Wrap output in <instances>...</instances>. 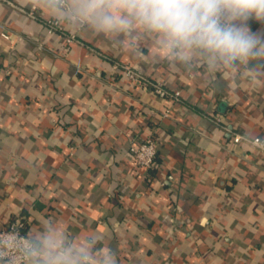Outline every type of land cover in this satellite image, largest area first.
<instances>
[{"label": "crops", "instance_id": "crops-1", "mask_svg": "<svg viewBox=\"0 0 264 264\" xmlns=\"http://www.w3.org/2000/svg\"><path fill=\"white\" fill-rule=\"evenodd\" d=\"M7 1L0 233L26 217L35 244L26 264H56L66 248L86 250L87 264H264V156L232 141L264 136V70L249 68L257 61L226 65L196 48L168 49L139 26L97 34L80 23L78 0ZM46 20L76 41L48 33ZM113 62L180 90L181 102L131 83ZM151 136L154 172L130 153Z\"/></svg>", "mask_w": 264, "mask_h": 264}, {"label": "clouds", "instance_id": "clouds-1", "mask_svg": "<svg viewBox=\"0 0 264 264\" xmlns=\"http://www.w3.org/2000/svg\"><path fill=\"white\" fill-rule=\"evenodd\" d=\"M77 11L97 34L119 36L139 26L162 35L168 49L196 48L226 65L255 60L249 68L264 70V27H252L264 25V0H78ZM89 259L86 250L74 256L66 248L56 264Z\"/></svg>", "mask_w": 264, "mask_h": 264}, {"label": "built area", "instance_id": "built-area-1", "mask_svg": "<svg viewBox=\"0 0 264 264\" xmlns=\"http://www.w3.org/2000/svg\"><path fill=\"white\" fill-rule=\"evenodd\" d=\"M8 2L7 0H4ZM60 7H69V0H53ZM11 4L10 2H8ZM29 16L36 18L33 12L28 13ZM47 28L48 33H60L65 36L68 43L76 41L74 35H67L63 26L59 21L46 20L42 22ZM4 39H9L8 33H2ZM113 70L124 76L133 84L144 85L158 96L166 97L170 103L178 104L182 100L180 90L170 91L166 89L162 83L153 81L149 77L136 71L129 65L119 62H113ZM2 68L0 67V74ZM171 108L165 112L168 117L171 113ZM214 122L221 124V119H215ZM234 144H244L249 146L253 151L261 153L264 156V136L250 137L249 135L236 133L233 136ZM130 153L137 166L144 169H153L156 164L158 148L157 141L154 137H148L144 141H134L130 146ZM35 250L34 244L28 235L27 220L24 217H17L12 220L0 233V261L5 264H26L30 261Z\"/></svg>", "mask_w": 264, "mask_h": 264}, {"label": "trees", "instance_id": "trees-1", "mask_svg": "<svg viewBox=\"0 0 264 264\" xmlns=\"http://www.w3.org/2000/svg\"><path fill=\"white\" fill-rule=\"evenodd\" d=\"M154 170H152V169H150L149 171L150 172H154L156 169H157V159H156V164H155V166H154V168H153ZM24 217V216H23ZM25 219H26V217H24ZM27 220V219H26ZM28 227H29V225H28V220H27V230H28ZM32 241V240H31ZM32 243L34 244V242L32 241ZM34 247H35V244H34Z\"/></svg>", "mask_w": 264, "mask_h": 264}]
</instances>
